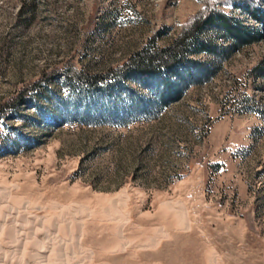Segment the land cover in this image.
I'll return each instance as SVG.
<instances>
[{
    "label": "rangeland",
    "instance_id": "374dc122",
    "mask_svg": "<svg viewBox=\"0 0 264 264\" xmlns=\"http://www.w3.org/2000/svg\"><path fill=\"white\" fill-rule=\"evenodd\" d=\"M204 8L0 0V220L19 213L26 239L16 248L4 233L0 264L46 263L49 253L47 264H264V37L222 58L196 56L211 65L204 80L181 67L98 87L64 75L106 73L153 37L167 46ZM168 81L181 97L162 106ZM29 215L41 221L29 225Z\"/></svg>",
    "mask_w": 264,
    "mask_h": 264
},
{
    "label": "trees",
    "instance_id": "16d2710c",
    "mask_svg": "<svg viewBox=\"0 0 264 264\" xmlns=\"http://www.w3.org/2000/svg\"><path fill=\"white\" fill-rule=\"evenodd\" d=\"M205 8L186 22L174 39L164 47H157L156 37L150 39L141 50L136 52L123 65L108 70L106 73H88L70 69L64 73L68 81L86 86L98 87L102 82L112 78L151 76L159 72L178 74L179 68L190 73L197 70V79L204 80L211 73V65L205 66L196 60V56L206 53L222 58L240 50L244 46L256 43L264 37V7L254 0H203ZM219 1V2H218ZM227 4L236 7L243 15L254 20L259 26L245 25L243 20L234 17L218 7V4ZM216 31L226 44H217L214 39L206 38L208 30ZM191 69V70H190ZM174 73V74H173ZM56 75V73H54ZM52 75V76H54ZM47 78V77H46ZM52 78V77H51ZM181 83H187V77L180 78ZM42 81L34 82L28 90H35ZM166 89L158 94V102L162 106L180 99L181 88L168 81ZM27 90L19 93L17 98L8 105L18 106L25 100ZM6 107V106H5ZM10 108V107H9ZM8 108V109H9ZM3 111V110H1Z\"/></svg>",
    "mask_w": 264,
    "mask_h": 264
},
{
    "label": "bare ground",
    "instance_id": "6f19581e",
    "mask_svg": "<svg viewBox=\"0 0 264 264\" xmlns=\"http://www.w3.org/2000/svg\"><path fill=\"white\" fill-rule=\"evenodd\" d=\"M5 197V196H4ZM9 201V200H8ZM2 206V205H1ZM6 206V205H5ZM5 208V207H4ZM79 211V210H78ZM14 211H12V213H13ZM1 213H3L2 212V210H0V217L2 216L1 215ZM16 213V212H15ZM4 215V214H3ZM20 214L19 213H17V215H9L8 214V216H6V217H4L2 220H0V238H1V236L2 235H4V233H6L7 231V235H9L8 237H7V240H8V243L9 244H12V245H15V247L17 248L18 246L19 247H21V245L23 244V240L21 239V234H18L17 232H15V231H18L19 229H21V227H22V229L25 227V225H24V223L21 225L18 221H19V216ZM2 218V217H1ZM24 220H26L27 222H28V224L30 225V224H36V223H38L39 221H41V220H39L38 218H36V217H31L30 215L29 216H26L25 217V219ZM81 223V222H80ZM6 226H8V228H6ZM36 226V225H35ZM82 226H83V224H82ZM31 227V226H30ZM58 227H59V225H58ZM44 229V228H43ZM81 229V228H80ZM25 231H27V230H25ZM81 231V230H80ZM28 232V231H27ZM49 232V231H48ZM18 234L15 238H13L12 237V235H14V234ZM22 233V232H21ZM82 233V232H81ZM84 233V232H83ZM34 234V233H33ZM23 236V235H22ZM81 236V235H80ZM4 237V236H3ZM39 239V238H38ZM22 240V241H21ZM36 240V239H35ZM81 240V239H80ZM24 243L25 244H23L24 245V247H26V239L24 240ZM58 243V242H57ZM22 245V246H23ZM1 246V245H0ZM7 246V245H6ZM25 250V249H24ZM92 252V251H91ZM90 252V250H89V252H87V254L85 255V257H84V259L85 258H87L88 260H89V262L90 261H92L93 259H94V257H92V253ZM50 254L51 253H49V256L48 257H45L46 258V263L45 262H42L41 264H47V261H49V258H50ZM53 256H54V254H53ZM11 258V257H10ZM43 261V260H42ZM86 262V261H85ZM84 263V262H83ZM24 264V263H23Z\"/></svg>",
    "mask_w": 264,
    "mask_h": 264
}]
</instances>
